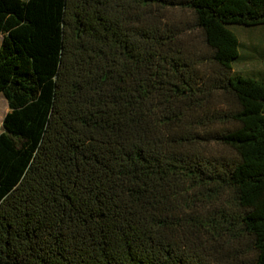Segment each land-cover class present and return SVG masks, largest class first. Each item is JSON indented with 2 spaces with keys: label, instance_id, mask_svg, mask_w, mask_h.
Returning <instances> with one entry per match:
<instances>
[{
  "label": "trees",
  "instance_id": "1",
  "mask_svg": "<svg viewBox=\"0 0 264 264\" xmlns=\"http://www.w3.org/2000/svg\"><path fill=\"white\" fill-rule=\"evenodd\" d=\"M264 0H0V264H264ZM251 44V45H249Z\"/></svg>",
  "mask_w": 264,
  "mask_h": 264
},
{
  "label": "rangeland",
  "instance_id": "2",
  "mask_svg": "<svg viewBox=\"0 0 264 264\" xmlns=\"http://www.w3.org/2000/svg\"><path fill=\"white\" fill-rule=\"evenodd\" d=\"M239 33L240 37L243 41L247 43L252 44V40L255 39V41L259 40L261 35L264 33V28H260L254 32L244 28V27H238L234 26ZM2 43V34H0V45ZM249 44V45H251ZM235 67L238 69H242L243 72H253L256 70H264V57H257L253 58L251 60H244L242 62L236 63ZM9 107L8 102L3 93L0 94V132L3 130V118L5 114L7 113Z\"/></svg>",
  "mask_w": 264,
  "mask_h": 264
}]
</instances>
